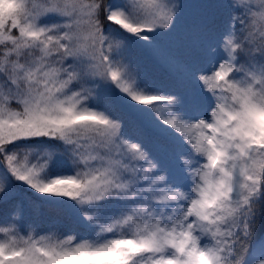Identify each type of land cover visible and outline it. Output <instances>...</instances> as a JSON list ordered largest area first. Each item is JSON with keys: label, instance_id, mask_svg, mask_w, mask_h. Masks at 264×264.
Wrapping results in <instances>:
<instances>
[{"label": "snow or ice", "instance_id": "6c2138e0", "mask_svg": "<svg viewBox=\"0 0 264 264\" xmlns=\"http://www.w3.org/2000/svg\"><path fill=\"white\" fill-rule=\"evenodd\" d=\"M262 223L264 0H0V264H264Z\"/></svg>", "mask_w": 264, "mask_h": 264}, {"label": "rangeland", "instance_id": "374dc122", "mask_svg": "<svg viewBox=\"0 0 264 264\" xmlns=\"http://www.w3.org/2000/svg\"><path fill=\"white\" fill-rule=\"evenodd\" d=\"M186 2H187V3H195L196 0H186ZM178 44H179V38H177L176 40H174V41L172 42V46H173V47H176ZM145 50H146V49H145ZM146 54H148V55L150 56V58L153 60V62H154L156 65L160 66V68H162L164 71H166V72L168 73V71H167L164 67L161 66V64L157 61V59L154 58L153 55H152L148 50H146ZM135 61H137V59H135ZM137 65H138V66L140 67V69L146 74L147 78H149V79L152 80L151 73L146 69V68L148 67L147 64H144L142 61H138V64H137ZM168 74H169V73H168ZM170 76H171V75H170ZM172 78H174V77H172ZM159 84L164 85L165 83H164V82H160Z\"/></svg>", "mask_w": 264, "mask_h": 264}, {"label": "trees", "instance_id": "16d2710c", "mask_svg": "<svg viewBox=\"0 0 264 264\" xmlns=\"http://www.w3.org/2000/svg\"><path fill=\"white\" fill-rule=\"evenodd\" d=\"M151 73L153 77L155 78V80L163 81L165 82V85H175V83L169 81V77L165 75L164 73L157 74V71L154 66H152L151 68ZM262 228H264V223H262ZM259 234H260V230L258 229L257 235L259 236Z\"/></svg>", "mask_w": 264, "mask_h": 264}]
</instances>
